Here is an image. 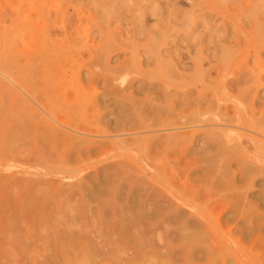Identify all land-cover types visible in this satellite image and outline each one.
Segmentation results:
<instances>
[{
  "label": "rangeland",
  "instance_id": "374dc122",
  "mask_svg": "<svg viewBox=\"0 0 264 264\" xmlns=\"http://www.w3.org/2000/svg\"><path fill=\"white\" fill-rule=\"evenodd\" d=\"M65 27L71 31L68 35L64 34ZM65 36L71 42L66 52H75L67 59L66 78L71 74L81 78L85 92H79L82 89L73 81L55 90L54 95L67 91L69 97L81 94L87 99L99 98V103L73 106L62 95L53 98L50 107L57 113L71 114L83 128L62 125L64 130L101 142L98 150L104 149L101 152L96 149L91 156L86 154L81 158L76 154L67 157L49 152L51 155L43 161L34 163L31 158H37L35 153L28 152L32 148L25 144L16 148L17 144L9 141L8 132L0 125V225L3 227L0 226V243L6 242L8 246L0 247V264H77L62 258L58 244L63 241L61 231L68 229L77 234L84 229L94 236L93 227L109 230L111 223L132 212V205L133 210L145 208L141 219L148 224L151 220V225L154 222L151 229L156 230V235L152 240L156 242L160 234L163 238L180 226V220L173 214L176 208L185 210L183 218L193 214L194 218L201 211L209 217L211 230L197 244L204 247L212 264L222 263L223 258L230 264H261L264 261V176L259 174L247 186L246 178L230 180L224 175L223 183L233 182L238 189L240 186L241 192H247L238 197L237 191L231 190L232 197L225 198L230 191H222L226 185H219L221 191H216L212 180L206 177L208 173L220 175L223 169L222 157L218 155L221 148L215 140L206 138V133L228 127L236 135L250 133L264 139L259 130L236 121L253 117L264 120V0H0V40L3 42L0 58L7 56L5 52L9 50L40 51L45 45L52 46L51 39ZM123 63L130 64L129 70L120 73L125 80L119 79L108 86L105 75L110 73L109 68ZM96 72L98 81L93 87L87 80ZM3 75L1 72L0 78L11 83ZM148 76L152 77V83ZM160 78L168 81L169 86ZM184 78L187 81L180 82ZM172 81L178 82L176 86L170 84ZM11 85L20 93V99L24 97L33 102L24 89L23 93L18 85ZM123 86L136 101L134 108L129 109L130 102L126 99L125 103L120 98L122 95L118 96L117 103L113 101V93L107 94L108 90L126 93ZM0 106L8 109L7 104ZM141 123H147L146 128ZM166 136H172L173 141L161 148L147 144ZM139 138L146 142L144 146ZM30 163L36 167L32 168ZM120 164L124 169L116 178V193L97 191L89 197L99 175L102 182L110 180L108 172ZM27 165L35 172L29 171ZM232 165L229 171L237 172L239 165L236 161ZM30 178L42 186L73 188L72 196L66 201L70 205L56 209L50 213L51 218L44 220L52 233L35 228L39 222L36 210L24 199L28 193H38L27 185ZM1 179L16 183L12 189L15 192H9L13 186L8 187ZM112 183H102V187L107 190ZM209 190L214 194L213 199H206L202 194ZM130 197L134 199L132 204ZM249 201L254 203L253 209H249L254 214L242 209L239 212L238 208L244 210ZM256 205L263 216H257ZM55 207L51 205L50 209ZM111 208L116 211L112 212ZM10 224L15 225L13 230L5 228ZM173 241L178 245L177 240Z\"/></svg>",
  "mask_w": 264,
  "mask_h": 264
},
{
  "label": "bare ground",
  "instance_id": "6f19581e",
  "mask_svg": "<svg viewBox=\"0 0 264 264\" xmlns=\"http://www.w3.org/2000/svg\"><path fill=\"white\" fill-rule=\"evenodd\" d=\"M45 26L47 27L46 24H45ZM69 32H71V31L65 27L64 28V34L68 35ZM43 33H45V32H43ZM51 33H52V30H51ZM68 38L69 37L65 36L63 38L51 39V41H53V42L50 41V45H52L51 47H48L45 45L42 47V50L37 51V52H27L26 53V52H23L21 50H16V49L15 50H9V51L5 52V55H7V56H3V57L1 56V58H0V71L4 74L3 76L4 77L7 76L8 77L7 79L10 80L11 83L18 85V88L20 90L24 89L26 91V93H28L30 98L33 100V102L35 103V104H33V102L29 101L28 99H26L24 97H21V99H20V96H19L20 93H18V91H16L14 89L13 85H11V83H9V81L6 82L7 80L5 81L4 79L0 78V92H1L0 97L1 96L3 97V99H1L0 104L4 105V106H6V104H7V107H8V109H6V107L0 106L1 109L4 108V110L2 109L3 111H1V115H0V125H2V127H4V130H6L8 132V135L11 138V140H9V141H12L14 144H17V145H15V146H17L16 148L22 146V144H25L26 146H29L30 149L31 148L33 149V150L31 149L28 152H34L35 153V156L37 157L35 160L33 158L29 157V158H31V160L34 163H35V161L39 162V159H41V160L45 159L44 157H46L47 155H51L52 153L59 155V156L66 155L67 157H69L71 155H75V154L78 155L80 158L86 157V154H89L91 156V154H92V152H94V150L97 149V151H100L98 149H101V147H102L101 142L99 143V142L93 141L92 139L89 140V138L75 136V135L67 132L66 130H64L62 128V125H64V127L67 126V128H69V126L79 128V129L82 127L74 120V118L71 116V114H68V115L67 114H60V113L55 112L50 107V104L53 101L52 99L55 97H62V95H63V97L65 96L64 100H66V102H68V103H71L73 106H80V105L86 106L87 103H93V104L95 103L96 105H98V103H99V98L92 99L90 97L87 99L86 96H81V94L77 97H69V95L67 96V94H68L67 91H65V92H61V91L59 92L58 91L59 92L58 94H60V95L57 94V96H55L56 93L54 95L55 90H61L64 86H66L68 84V82L70 83L73 81L76 82V84H78V87L80 89H82V90H79V92H83V93L85 92V86H84L83 82L81 81V78L79 79L76 77V75L74 76L72 74H71L72 77L70 75V78H66L68 70L65 68V65L67 63V59L70 56H73L75 54L74 51L66 52V49L71 47V44H70L71 42L69 41ZM59 40H62V41H59ZM2 46H3V42H1V40H0V49ZM7 52H10V54ZM129 65H128V63H123L120 65L118 64L114 67L111 66V68L108 67L110 70L108 68L107 69L109 70L110 73L108 72L109 74L105 75V81L108 84V86L111 85L113 82L115 83V81H117L119 79L121 81L125 80V77H121L120 73L123 72L124 70L125 71L129 70L128 69ZM59 67H61V68H59ZM98 74L96 72V74L93 73L92 75H90L88 77L87 82L89 83L90 86L96 87V83L98 81L97 80ZM160 79L163 82H165L164 85L169 86L168 81H166L162 78H160ZM148 80H149V83L153 82L151 76H148ZM186 81H187V79L184 78L180 82L185 83ZM180 82H179V84H180ZM106 83H105V85H106ZM177 83H178L177 81H172V83H170V84H174L176 86ZM129 87H130V85H129ZM124 88H122V89L124 90ZM128 89H130V88H128ZM13 90L16 92V95H14V96H13V92H12ZM24 90L22 91L23 93H24ZM166 90L167 89H165V91ZM110 91L108 90L107 94L113 93L115 95V97H113V101H116L118 103L120 100L118 101L117 98H118V96L122 95V97H120V98L123 101H125V103L128 101L130 102L129 109L134 108L136 106L135 105L136 101L133 100L131 92L127 93V89H126V93H124V91H120V90L116 91V92H110ZM168 92H170V91H168ZM2 93H3V95H2ZM65 93H66V95H65ZM166 94H168V93H166ZM126 99H128V101ZM121 103H119V104H121ZM184 103H186V102H184ZM188 103H191V102H188ZM238 107H239V105H238ZM95 109H96V107H95ZM126 113H129V112H126ZM199 113H201V112H199ZM128 115L129 114H127L126 116H128ZM200 118H199V120H200ZM227 120H229V119H227ZM203 121H206V119L203 118ZM236 121H238L242 124H245L247 126L249 125L252 127V129L255 128V129L259 130L258 131L259 134L264 136V120H259V118L253 117L252 119L240 118L238 120L236 119ZM142 123H141V127L146 128L147 123H145V124H142ZM154 124H156V123H154ZM150 125H153V124H149V126ZM107 127L109 128V126H106V128ZM75 128H73V129H75ZM246 128H248V127H246ZM114 130H117V127ZM85 131L88 132L89 130L85 129ZM109 131H110V129H109ZM206 138H208L209 140L210 139L215 140L216 141L215 143L217 145H219L221 148V153L220 152L219 153L217 152V153H218V155L220 154V156L222 157V159H221L223 161V163L221 164V166L223 167L222 173H220V175H213L212 173H208L206 176L207 179L212 180L211 185L214 189H216V191H217V189H218V191L219 190L221 191V189L219 188V185L220 186H222L221 184L226 185V183H223V181H222L224 175H225V177L226 176L230 177V180L234 179V178H239V177L246 178L247 180H246L245 184L247 186L252 185L253 179L256 176H258L259 174L264 176V139L263 138L254 136L252 134L250 135V133H248V134L238 133V135H236L234 133V130L232 128H228V127L217 129V130L213 129L209 132L207 131ZM139 140H140V144L142 146H144L146 144V142L144 140H141L140 138H139ZM171 141H173V137L172 136H166L162 140H160V139L155 140V142H152V140L148 141L147 144L148 145L152 144L156 148H161L160 146H165V143H170ZM29 148H28V150H29ZM103 149L101 151H103ZM49 152L51 154H48ZM260 153H262V154H260ZM234 161H236V163H237V165H239V167L237 166L238 167L237 172L233 171L231 173L229 171L228 167L233 166L232 163ZM27 162L28 161H25L26 164H27ZM23 163H24V161H23ZM40 163H41V161H40ZM22 165H24V164H22ZM32 165L33 164H31V166ZM29 166H28V168L24 167V169L27 168V169H29V171L30 170L32 171V168L36 167L33 165L32 168L30 166V168H31L30 169ZM219 167H220V165H219ZM211 168L212 167H210L208 169L209 172H211ZM106 169H110V168H106ZM123 169H124L123 164L117 165L114 169H112V172H108V173H111L109 175L110 180H105L103 182L101 181V177L99 175V177L97 178V181L91 187L92 188L91 194L88 196L93 197V194H96L98 192L103 193L102 191H108L110 194H115L116 190H117L116 185H115L117 183L116 178L118 176L120 177V174L122 173L121 170H123ZM20 171H22V170H20ZM25 171L27 172L26 169H25ZM25 171H22V172H25ZM213 171H215V170H213ZM32 172H35V171H32ZM32 172H30V173L32 174ZM123 172H125V171H123ZM39 173L36 175H39ZM16 180L18 181V179H16ZM30 180L31 181H29L27 183V185L29 187L35 188V190L39 193V195H37L38 193H36V194L28 193L27 197L25 196L24 199L26 198L27 203L29 202L30 204H32L33 210H36V215H37L36 218L39 222L35 228L40 227L41 229H43V231L48 229V232L52 233V231H53L52 228L47 226V224L44 222V220H46L47 218H51V217H49L50 213L55 211L56 209L62 210V209H65L66 207H68L70 205V204L68 205V203L66 201H67V197L69 198L72 196V194L74 192L73 188H70V187L65 188V186H63V185L62 186H50L51 187L50 188L47 184L44 185V183H43V185L46 186V187H44L39 182H33L32 180H34V178L33 179L30 178ZM225 180H227V179L225 178ZM1 182L7 183V185H9L8 187L13 186V188H11V189L9 188L11 190L9 192L12 193L14 191V190L12 191V189H14V187L16 186V183H14L13 181H5V179H1ZM108 182H114V183H112L113 185L108 187L107 190H104V187H102V183L108 184ZM236 185L233 184V182H232L231 184L226 185V187H224V188L222 187V191L223 190H226V191L230 190L229 193L227 195H225V198L232 197L230 195V193L232 191L233 192L237 191L236 193L239 195L238 197L243 196V194H245V193L247 194V192H245V191H244V193L241 192V190H239L240 186L238 189V187H236ZM247 186H245V188H244L242 185L241 187H243V189L245 190L246 188H248ZM77 187L81 189L80 185ZM211 190H213V189H211ZM198 191H200V190H198ZM135 192H137V190H135ZM121 194H119V196H121ZM202 194L204 197H206V199L212 198V196L214 195L213 192L210 190L206 191V192H202ZM138 197H140V196H138ZM120 199H122V198H120ZM139 199H141V198H139ZM240 199H239V201H240ZM244 200L245 199L243 198V201ZM129 202L131 204L134 203L133 197L129 198ZM225 202H227V200ZM249 202H251V203L249 204V206L247 205L248 207H246L244 210H243V208H238L239 212L242 209V212L244 211L247 213V211L248 212L250 211L249 209H253V204H254V203L252 204L253 201H249ZM205 204H208V202ZM51 205H55L56 206L55 209H50ZM123 207H125V206H123ZM131 207H129V208L132 209V212H130L131 210L128 209V210H130L129 211L130 217H129V213H128V216L126 215L125 217L120 218V220L111 223L109 230L105 229V228L99 229L97 227L92 226L93 229L91 231H92V233L94 232V236H90L88 233V230L85 231L84 229L83 230L80 229L81 232L77 231L78 232L77 234H75V233L72 234L74 231L71 233V230H68V229L67 230L63 229L62 231L59 230L62 232L61 235H63V236L61 239H63V241L59 242L58 244H60L59 245L60 246V253L62 254V258L65 260V262H70V263L73 262V263H77V264H94V263H98V264H180L181 262H182L181 264H212V262L209 258V255H207L206 251L204 250V247L198 246V244H197L199 242V240L202 239L203 237H206V234L207 233L209 234L210 230H211V224L209 223V221H207L209 219V217L207 219V216L205 215V213L198 211V213L195 214L196 216L194 218H193L194 214H193V216L190 215L189 217L186 216L185 218H183V213H185V212H183L184 209L181 210V209L176 208L173 214H175L174 218L176 217L177 220H180V223H181V224L179 223L180 226H178V227L176 226L174 233L173 234L170 233L167 236H164L165 238L164 237L161 238L162 236L160 234L159 237H156V239L158 240V242H156V241H154L155 239L152 240L153 238H155L154 235H156V234H154V232L156 230L153 232L152 231L153 228L151 229L152 226L154 227V225H153L154 222L151 225V223H152L151 220H150L151 222L149 221L150 224H148V223H143V221L141 219V217L145 216V215H142V212H144L143 210L145 208H143V210H141V209H136V210L134 209L133 210V205ZM256 207H257V205H256ZM262 209H263V207H262ZM111 210H112V212L116 211L114 208H111ZM147 210H148V208H147ZM109 211H110V209H109ZM151 211H153V210H151ZM124 212H125L124 214H127L126 211H124ZM147 212L148 211H146V214H148ZM250 212L252 213V211H250ZM118 213H119V211H118ZM261 213H262V211L260 209H258V207H257V209H256L257 216L260 215ZM252 214H254V210H253ZM241 215H244V213ZM146 216L149 218H152L150 215H146ZM145 218H144V221H145ZM14 220H16V219H14ZM37 220H36V223H37ZM249 220H250V218H249ZM162 222H163V220H162ZM164 222L166 224V219ZM164 222H163V224H164ZM16 225H17V223H16ZM157 226H159V225L157 224L156 227ZM13 227H15V225L12 226L10 224V225H6L5 228L10 230ZM163 227L165 229L164 231L166 232V230H167L166 227L165 226H163ZM154 229H156V228H154ZM258 229H259V227H258ZM260 229H261V227H260ZM8 230H7V232H8ZM59 231L57 229V232H59ZM91 231H89V232L91 233ZM152 232H153V235H152ZM255 232L256 231L254 229L253 233H255ZM87 233H88V235H87ZM246 233H247V235L249 234L248 232H246ZM54 234L56 236L57 233L54 232ZM164 235H165V233H164ZM152 236H153V238H152ZM49 237L46 239H49ZM57 237H59V236H57ZM169 239H172V241H169ZM56 240H58V239H56ZM173 240H177V242H179L178 245L173 244L172 242H175ZM207 240H209V238ZM160 241L163 243L160 244L161 243ZM49 243H50V241H49ZM154 244H155V246H159V247L154 248L155 247ZM3 245L7 246L6 242L0 243V247H4ZM260 263L264 264V261L262 260V261H260ZM61 264H62V262H61ZM220 264H230V263L227 259L223 258L222 263L220 262Z\"/></svg>",
  "mask_w": 264,
  "mask_h": 264
}]
</instances>
